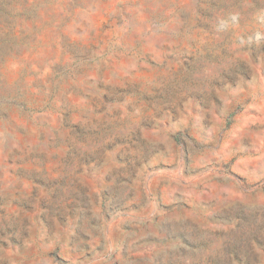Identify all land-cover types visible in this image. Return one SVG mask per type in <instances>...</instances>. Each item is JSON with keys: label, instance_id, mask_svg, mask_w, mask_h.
Wrapping results in <instances>:
<instances>
[{"label": "rangeland", "instance_id": "rangeland-1", "mask_svg": "<svg viewBox=\"0 0 264 264\" xmlns=\"http://www.w3.org/2000/svg\"><path fill=\"white\" fill-rule=\"evenodd\" d=\"M0 264H264V0H0Z\"/></svg>", "mask_w": 264, "mask_h": 264}]
</instances>
